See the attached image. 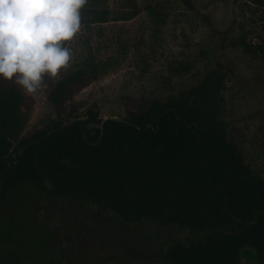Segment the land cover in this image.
Listing matches in <instances>:
<instances>
[{
  "label": "rangeland",
  "instance_id": "obj_1",
  "mask_svg": "<svg viewBox=\"0 0 264 264\" xmlns=\"http://www.w3.org/2000/svg\"><path fill=\"white\" fill-rule=\"evenodd\" d=\"M264 0H87L72 61L45 77L23 134L54 119L127 116L150 101L188 103L196 121L221 123L255 172L264 177ZM86 66L97 76L73 101L56 108L53 81ZM203 231L129 221L92 201L56 196L51 184L20 185L0 205V264H172L177 241ZM240 264H264L246 247Z\"/></svg>",
  "mask_w": 264,
  "mask_h": 264
},
{
  "label": "trees",
  "instance_id": "obj_2",
  "mask_svg": "<svg viewBox=\"0 0 264 264\" xmlns=\"http://www.w3.org/2000/svg\"><path fill=\"white\" fill-rule=\"evenodd\" d=\"M96 76L86 66L67 73L51 83L49 101L60 108ZM33 109L22 86L0 79V205L20 185L49 183L56 196L92 201L129 221L151 218L202 230L196 241L170 246L166 259L172 264H240L246 247L264 254V177L224 124L196 121L188 103L153 100L108 119L102 132L98 109L89 107L83 119L71 109L68 117L83 123L88 140L73 125L10 163L20 146L63 123L54 119L23 134Z\"/></svg>",
  "mask_w": 264,
  "mask_h": 264
},
{
  "label": "clouds",
  "instance_id": "obj_3",
  "mask_svg": "<svg viewBox=\"0 0 264 264\" xmlns=\"http://www.w3.org/2000/svg\"><path fill=\"white\" fill-rule=\"evenodd\" d=\"M87 0H0V79L35 93L72 61Z\"/></svg>",
  "mask_w": 264,
  "mask_h": 264
},
{
  "label": "water",
  "instance_id": "obj_4",
  "mask_svg": "<svg viewBox=\"0 0 264 264\" xmlns=\"http://www.w3.org/2000/svg\"><path fill=\"white\" fill-rule=\"evenodd\" d=\"M110 118H116V119H119L118 117H113V116H105L103 117V119L101 120V122L99 124H96V126L100 127L102 132L104 130V124L105 122L110 119ZM73 125H78L80 126L82 129H83V132H84V137L86 140H88V133H87V130L85 128V126L83 125L82 122H80L79 120L77 119H72V120H68V121H64L60 126L58 127H55V128H52L50 129L47 133L43 134V135H40L34 139H32L31 141L23 144L22 146H20L16 152L14 153V160L11 161L10 163H16L18 161V159L25 153V151L30 148L32 145L34 144H38L40 141H42L43 139L47 138V137H50L52 136L53 134H55L56 132H59V131H62L66 128H69L70 126H73ZM150 125V124H149ZM4 161L8 162L7 159H3ZM0 179H1V187H0V193L3 189V186H4V182H3V179L0 175Z\"/></svg>",
  "mask_w": 264,
  "mask_h": 264
}]
</instances>
